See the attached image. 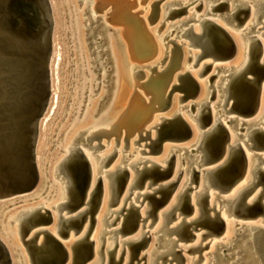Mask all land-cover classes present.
Returning <instances> with one entry per match:
<instances>
[{
  "label": "rangeland",
  "instance_id": "374dc122",
  "mask_svg": "<svg viewBox=\"0 0 264 264\" xmlns=\"http://www.w3.org/2000/svg\"><path fill=\"white\" fill-rule=\"evenodd\" d=\"M48 1L50 3L51 13H52V21H53V25L51 27L52 28L51 53H50V56L48 59L50 93H49V98H48V101L46 104V108H45V110H44V112L40 118V121H39L38 140H37V147H36V157L38 159L37 165H38V169H39V181H41V184H40V182H38L28 192L27 191L22 192V194L26 193V195H21V193H17V194L5 196V198L7 197L6 199L4 197L0 198V240L3 242L5 247H7V250L9 251V253L13 259L12 260L13 264H22L23 263V262H21V261H23V260H21L22 259L21 254L24 257L25 262L27 261L26 264H31L30 261L28 262L29 257H28V253L26 251V247L24 244V241H26L27 238L31 234L29 236H27V234H23L21 239L19 238V236L17 234L18 227L16 226V224H17L16 213L20 210L37 208V207H41V206L44 207V209H46L49 214H44L43 220H41V222H39L38 225H36V227L34 229L39 227L37 230L43 229V230H46L50 234L52 232L54 233V230H55L57 238L61 241H67L70 237V236L68 238L66 237L67 233L69 235V231L64 232L63 235L58 237L59 236L58 232L55 229V227H56L55 226V216H54L55 214H54V208L53 207H54V203L56 202V198H57V194H58V187L54 186V184L57 183L59 181V179L58 178L54 179L53 165L58 160V158L62 155L64 146L71 142L72 138L74 137L75 134H77V132H81V134L75 140V145L76 146L79 145L81 150H83V151L86 150V153L89 154L92 158H94L95 157L94 155H97L100 152H102L103 154H108V153H111L112 150H114V149L117 151L116 154L114 153L108 159L105 167H103V169H102L103 171L113 170L116 165H119L120 167H127L128 161H124L122 159V157L129 152H133L134 149H136L137 151L143 150V153H139V154H137V156L149 160V162L144 164L146 167L150 166L151 162L155 163L161 167H164V166H166L164 159L167 156L168 148L171 146H176V147H179L182 149V147H184V146H182V144H184V143L188 144L187 142H189L188 140L190 138V137H188L189 132H188L187 128L181 124H174L173 125L172 123H170V124L169 123H162V124H160V126L151 127V126H154L155 124L159 123L157 118L153 119L152 122H151V120H149V122L146 124V126L142 127L140 131L130 135L129 133H131V132H129L128 129L126 130V128H125V127H128V126H126L127 125L126 121H123L122 122L123 126L119 130L115 129V127H114L115 130L113 129L114 130L112 132L113 135L110 134L111 135L110 136L108 134L109 136H106V137L97 136L90 141V144L101 145V147H99V149L96 151V153L91 155L92 151L89 148L84 147L82 145L83 144L82 139L86 136L84 130L87 127V125H89V123L93 122L95 120V118H98V116H100L101 112H103V110H105L110 105V103L112 102L111 100L113 99V92L115 91L114 82L117 80L119 84H121L122 81L128 84L126 86L127 87L126 92H127V96H129V97H127L128 99L124 103L125 106L122 109H120V111H119L120 115L124 114V109L127 105L130 104V102L133 103L136 100L135 95L133 96V100L132 99L129 100V98L131 96L130 94L132 93L133 88L130 87V81H129L128 77L126 76V74H124L125 69H124V65H123V58L120 56V48H122V46L124 45L123 44L124 40L120 37V32H119V30L122 29V26L120 24L111 23L110 21H109V23H106L104 25L102 24L101 17L103 16V12H106L107 10L112 12V9L110 8V6L108 8L106 7L107 8L106 10L104 8L101 12H97L96 16H97L98 20L95 21V23H92L89 27H87L86 25L89 22L88 21L83 22V21L86 18H88L90 14L89 13L84 14V9H83L84 7L82 6V4H80L81 0H48ZM152 1H156V0H150L148 3V6H146V3L141 4V7H138V9L139 8L143 9L144 14H146V15H144L145 16L144 22H145L147 28H149V31H151L152 37L154 38V40H156L155 42L157 44L158 49L160 50V55L153 58V59H150L149 61H144V62H139V61H136L134 59L128 58L127 63L130 67L131 66L135 67L134 72H136V71L141 72V74H137V75L133 76L134 82L137 84L138 83H144L146 81L145 76L149 73V70H148L149 68L148 67L146 68L145 66H147L149 64L155 65V70L159 71L160 68H163L168 63L169 56H170V49L173 48V43L178 45V42L179 43L183 42L185 44H187L189 42L188 41L189 39L185 38V37H182V38L176 37L175 38L176 40L174 39V37L176 35V31H178L179 29L174 30L173 33L170 34V36L167 35V37L163 41L160 40L161 36H164L165 34L172 31L173 28L178 26L179 20H181V21L183 20V22H184L189 17H191V19H192V20L188 21L187 23L183 24L180 29L187 28V26H189V25H192L193 27H195L196 24H198V22L195 20L200 15L202 16V18L210 19L212 21L213 20L216 21V18H217L218 21H216V22L220 23L222 26H224L226 29H228V31H230L232 33H234V32L239 33L240 30L243 29L242 26H239L237 28H233L232 25L228 24L223 19L224 16L227 17L228 15L231 14V10H229L230 9L229 6L231 4L230 1L226 2V4H224V5H221L217 8H215V10H213L212 15L208 16V15L204 14L205 7H206V0H202L201 2H199V0H197L194 3H192L191 5H189L187 10H185V9L182 10L181 14H180V12H176L174 14V16L167 19L164 22L163 27L158 30V27L161 25V19H162L161 17H159V19L156 22L154 19V21L151 23V26L150 25L148 26V23H147V16L150 13V4L152 3ZM170 1H179V3L184 4L187 1L192 2L194 0H162L161 1L162 3L160 2V4L163 5L165 3H169ZM218 2L215 1V3H218ZM246 5L249 6L250 4L247 3ZM193 6L194 7L198 6V8L195 11H193V10L191 11V8ZM178 7H179L178 4H176L174 6L175 9H178ZM52 8H54L53 9L54 11H52ZM192 13H194V15L191 16ZM245 13H246L245 11L243 13H241L240 14L241 16L239 15V17H238V19L239 18L240 19L239 20L237 19V21H240L241 18L242 19L245 18ZM105 16L107 18L109 17V15H105ZM213 18H215V19H213ZM96 25H99L100 28L102 26H105L107 28V29L103 30L101 33V36H103L104 39L100 42L99 45H102V46L98 47V50H101V54H102V52L105 51V49L109 50V48L111 47V50L113 53V57H112L110 50L107 51L103 55L102 59L99 61V62H101L104 58L107 57V65L105 67V70L107 71V73H106L105 80H102V77L100 76L101 71H96L93 69V66L95 65V63L90 62V59L95 56L94 54H92V55H90V54L96 46L93 43L97 39V31L99 29H97L92 34V28ZM259 27H262V26L258 25V27H256V28H259ZM168 29H169V31H168ZM263 32H264V29H261L257 34H254V35L257 36L260 43L263 44V46H264V43H263L264 37L260 36V34ZM107 34H112L111 43H108L107 38L105 37ZM258 36H260V38ZM171 40H173L174 42L172 41V43H171ZM186 41H188V42H186ZM164 44H166V45H164ZM185 44H184V46H185ZM263 46H262V49H263ZM56 47L59 48V53L61 55V63H60L58 73H57L58 74L57 75L58 76V88L56 89V91H57V102L55 105L56 108H55L54 112L52 114H50V108L52 106L51 91H53V87H52V68H53V63H54L53 51ZM182 47H181V49H184L187 51L186 47H183V48ZM191 48L192 49H190L191 50L190 53H192V51H193V53L199 52V49L195 50V48H193V47H191ZM218 48H221V47H218ZM190 57H191L190 54L185 53V57L182 60L181 66L174 73V75H177V74H183L184 75V73H186L184 78H186L187 81H184V78L180 79L177 82L173 81L172 83H174L176 85H174V87L171 90H168L166 100L164 101L161 110L155 111L153 113L154 114L153 116H157V117L162 116L164 118H167L168 120L171 119L170 117L172 115H177L180 113L181 117L188 124L189 127L191 125V122H190L189 115L186 113L187 108H183V109H180V108H182L183 106H186L190 103H196V102H198L199 99H201L203 97V95L204 96L206 95V90H204L205 79H207L208 77H211L209 80V83L211 85H214L218 81V76L223 75V73L221 71H219L217 76H216L217 78L215 76H213L215 74V71H214L212 65L206 67V69H204V72L202 75L198 74V72L201 69L202 63H204L205 61L207 63H211V61L208 58H205V59L203 58L202 60L200 59V61H198L197 65L195 67L191 68L190 66L192 64V58H190ZM113 58L117 59V62H116V66L118 68L117 78L115 77L116 71L114 70ZM207 59L209 62L207 61ZM214 64H213V66H214ZM139 66H141V68H138ZM173 69L174 68L171 66L169 70L172 71ZM86 71L92 73L93 78L96 76V80L94 82L88 83V79L92 78V76L88 78ZM261 74H262L261 76L264 78V69H263V72ZM246 76L251 77V76H259V75L251 68L250 70H248V73H246ZM165 77H166L165 73H163V74H158V76L155 75L154 78H151L150 80H148L147 88H146L147 92L149 93L148 97L152 98V95L155 94L154 84H155V82H157V79L161 83L162 80L164 81ZM189 77H191V78H189ZM100 81H101V83H100ZM163 81H162V83H164ZM84 83H87V84H85L83 86ZM94 84H99V85L96 87V86H94ZM94 89H96V91L94 93L89 92V91H92ZM105 90H108L107 95L104 94ZM203 90H204V92H203ZM137 91L144 98L147 97V93H144V91H142V89H139ZM47 95H48V92H46L44 96H47ZM172 95H173V97H172ZM217 95H216L215 91L212 93V97H214V98H212V97L210 98L209 106H213L212 104H214L216 102ZM207 96L208 95H206V98H207ZM102 97H103V99L101 101L100 99ZM178 97L181 98V101L178 100ZM212 99H214V100H212ZM230 100L232 102H234L236 100V97L233 96L232 98H230ZM99 101H101V102L99 103V107H98L97 105H98ZM150 106H151V108H154V107H156V104L153 103ZM96 107H98L97 114L94 115V111H95ZM236 107H237V101H235V104L233 105V108L231 109L232 111L229 113V115L227 113L221 117L222 125L224 127L226 126L225 128H226V130H228L227 132L229 134V137H231V135H232L233 138H234V135L239 132L235 128V126L237 124V120L247 121L250 119H258L257 115H260V116L262 115V113L256 114V115H254L255 114L254 113L253 115H248L249 116L248 117V116L244 115L243 113H241L239 110H237ZM128 108H130V107H128ZM195 108H197L196 105L193 106L191 109L192 114L195 113V111H194ZM253 110H254V106H247L246 112L251 114L253 112ZM85 111H86V117L83 118ZM193 111H194V113H193ZM212 113H213L212 111H211V113L208 112V108L205 109V111L203 113V117H202V119L205 120V121H203V126L205 125L204 128L205 127L207 128L208 125L210 126L212 120H211V118H209V117H211L209 115H212V118H213ZM237 113H239V114H237ZM126 115H128V111L126 112ZM92 116H93V118H92ZM245 116H246V118H245ZM228 117L236 118V120L232 123H227L226 122L227 120H225L224 118H228ZM247 117H248V119H247ZM209 119H210V122H209ZM223 122L225 125L223 124ZM245 126L246 125H244L243 127H245ZM258 126H260L261 128L263 127L262 129L264 130V125H258ZM229 130H230V132H229ZM243 132H244V130L239 132V134L242 135ZM155 134H157V136ZM120 135H121V137H120ZM133 140H137V142L135 144H133L132 143ZM217 140H219L221 144H225V143L231 144L230 138L227 141L225 133L219 128V131L217 132L216 136L214 135L207 142L208 146H209L210 153L215 151V149L217 147V144H216ZM235 140H236V144L240 145L241 147L243 146L246 149V151H245V149L242 147L244 152H245L244 153L245 157L247 159V167L253 161L251 158H250V160H248L249 154L250 155H252L254 153L261 154V155L264 154V133L260 134V136L257 135L255 137V139L249 141L247 144L243 143V140H244L243 137L235 138ZM182 141H184V142H182ZM161 142H163V144H165V145L167 144L165 150H164V148L160 150ZM175 143L176 144L178 143L179 145L178 144L176 145ZM252 143L255 145V147L249 148L248 145H250ZM122 152H124V153H122ZM178 154L179 153L173 154V152L169 154L168 162H167V168L165 171V177L169 174V171H170L172 165H174L176 163V160L178 158L177 157ZM237 155L239 158H241L239 153H237ZM175 156H176V159H175ZM224 157L222 159L216 161V162H218V164H219L224 159ZM190 160H194V158L192 157ZM216 162L213 161V163L211 162L209 165L211 166L212 164H214L212 166H216L217 165ZM81 163H82V161H80V162L78 161L76 163V165H77L76 167L78 170L76 173L77 176L80 175V173H81V170H79V166L81 165ZM195 163L196 162L192 163V167H194V171H196V172H200L201 170H204V169L210 167L209 165L196 167ZM235 163L236 162H234V161L230 162L229 165L223 169L222 174L230 176L232 174V170L230 168L232 166H234ZM241 165H242V163H241ZM141 166L139 165L137 167L140 168ZM206 166H208V167H206ZM259 168L264 169V160L259 165ZM95 170L96 169H94L93 172H95ZM41 174H42V176H40ZM200 174L202 175V173H199V176H197L195 173L193 174V177H196V178H192V180H193L191 183L192 185H189V188L193 187V189L192 190L189 189L186 192L185 201L183 202V204L181 202L182 207L177 205L178 208L175 207V208H173L174 211L171 210V212L169 214V218H167V220H166L167 224L164 226L165 228H163L162 230L164 232L167 229L172 228V226L174 227V224L178 223V221L183 220V223H185V222L188 223V222H190V220H192V219H189L190 217H193V220H194L195 219L194 216H196L197 220H195V222L193 224H190L187 227L181 228L183 225V224H181V226H179L180 228H178L177 231L167 233V234L164 233L165 234L164 238H161L159 242L163 243L165 240H175L176 242L174 244V248H172V251L173 252L174 251H180V252L176 255H173V256H172V254H168V255L163 256L162 258H157L156 263L157 264H211L210 257H215V259L218 260L217 264H246L248 261H250V258H248L250 256H245L242 259H240L239 261H237L235 263H233V262L238 257H241L242 254H244V252L243 253L240 252L237 255L235 253L239 250L240 245L247 239V237L243 239L244 241L242 240V241L236 243L239 245V247H238V245H236L231 250L226 251L227 255L231 254L229 259H228V257H225V259H220L218 257V254L224 248H221V250H217L218 247H216V246L211 247V246L214 243H218V242H221V244L226 243V241L224 242V240H226V239H223V241H221L222 240L221 236L224 237L223 236L224 232H221V223L219 221L215 220L216 226H212V225L205 224L206 222H201L197 216V215H199L198 210H199V208H201L202 209V215H204V214L210 215L211 214L210 216H214L215 213L217 212V215L219 217H221V219L224 221L225 227H226V222H228V221L229 222L230 221L231 222L232 221H241V222L244 221L246 223L251 222L250 224H254L257 221L255 224L258 226H261V227L263 226V228H264V222L262 223V221L264 220V211L263 210L259 211L257 214H254L255 215L254 217H252L250 219H241L240 217L236 218L233 215H229L230 213L228 214V212L226 211L227 203L221 202L223 199L226 198V196H228V193H222V192L219 193L218 192L219 189L217 190L216 187L215 188L212 187L211 189H208L209 192L211 191L210 194L208 193V191H205L206 194L203 196V199L200 201V204L196 203V201L194 202V200L190 197H192L194 192H197L200 189V188L197 189L198 186L200 185L199 182H201ZM96 175H97V178H99V179L102 178L101 173H97ZM182 175L184 176V173L178 171L176 174L174 173V175H172L169 178L170 180H172L173 177H176L174 180V184L172 186H170L168 191H172L176 184L178 186V182H180V180L182 181V179L184 178ZM240 175H241V172L239 173L238 176H240ZM133 176H134V171H129L128 179H130ZM157 176H158V174H157ZM157 176L155 178L152 176H150V178L149 177L142 178L139 182V185L137 186V189H134V192L143 194L145 192V190L142 188V185L144 187L145 184L149 183L150 181L154 182L152 184V186H155L156 183L157 184L158 183L163 184L164 181H166V182L169 181V179H162V180L157 179ZM126 177H127V172H124L122 181H124L126 179ZM35 180L36 179L34 178V182H35ZM104 180L106 182L107 179L105 178ZM157 184H156V187L159 185V184L158 185ZM239 184L236 185L235 187L239 186ZM152 186L150 187V189H148V192L151 189L156 188V187H152ZM219 186H221V185H219ZM138 188H141V189H138ZM260 188L263 190V193H262V196L258 199V203L255 205V207L259 206V204L264 205V175L259 176L258 185L256 186V188L253 191H250L248 194H246L243 197V202L244 201L248 202L249 199H251L254 196V193H256L258 190H260ZM106 190H108V185L105 184L104 193H106V195L104 194V196H103V199L105 200L104 201L105 205H104L103 209H101L102 205L100 206L99 212L96 215L97 222H96V225H95L94 230H93L96 242L90 238V240H92L94 242V247L96 245V248H95L96 254L94 255L93 259L91 261H89L90 263L95 262V263L99 264L100 258L104 257L102 264H106L107 255H106L105 248H102V251H101V255L103 257L100 256V254H97V251H98L99 246H100V243L98 241V233L102 229L105 231V230L116 229L117 227H119V223L123 219L122 215L125 214V211L123 210L121 213H119L118 218L115 220L114 224H112L110 227H104L103 222H101V219L107 215V210H108L107 192H105ZM215 191H217V192H215ZM29 194H31V195H29ZM12 196H14V197L12 198ZM124 196H125V194L123 193L122 196L119 197L120 199L118 197H116V201L112 205L111 209H116L117 207H119L121 202H122V198H124ZM156 197H159V195L158 194L153 195L152 198H145V199H143V197L140 196V197H138L137 201L134 202V205L136 207H138V210L135 211L134 213L135 214H137V212L140 213V218H141L140 219L139 217H137L135 215V221L137 223V229L133 230V228H130L131 226H128V220H125V222L121 228V231L119 233H117L116 235L107 233V234H104V236H103L104 239L106 238V243L104 241V245L106 244V246H107V243L110 242L111 238H113V237H116L119 239V241H122V240L129 239V238H136L137 235L140 233L142 228H143L142 231L147 232L144 236L143 242H141L142 243L141 245H143V246L140 248L138 255H134V253H132V256H131L132 259H131L130 264H148V260H149L148 255H149L150 251L152 250L151 244H153L155 238L159 234L162 233V231H160V232H158L159 234L158 233H156L155 235L149 234V233H152L156 228H158L157 227L158 226V224H157L158 223L157 222L158 213H160L164 210H169L168 208L170 207V204H171L170 201H171L172 197H171L170 201H168V203H166L167 205L165 204L163 206H160L158 209H157V206L159 204V201H161V198H159L160 200L154 202L153 199ZM208 197H210V198H208ZM130 199H131V197H129V199L126 201L125 208H128V204L130 202ZM148 199H149V201H148ZM192 200H193V203H192ZM139 202H142V203H139ZM197 204H199V205H197ZM145 210L148 211L149 216L144 214ZM220 212H221V214H220ZM38 213H43V210H40ZM196 213H197V215H196ZM174 217H176V219ZM234 218H236L237 220H235ZM256 218H257V220H256ZM111 219L112 218L108 219V221H110ZM142 220H143V222H142ZM249 220H251V221H249ZM260 220H261V222H260ZM93 226H94V223H93L92 227ZM92 227H91V229H92ZM231 233L232 234L229 237V239H232L234 236V232L231 231ZM80 234H78V235H80ZM202 234L204 236H199ZM70 235L74 237L73 231L70 232ZM44 236H45L44 233H40L38 235V238L37 237L35 238L34 242L37 243V241L38 242L42 241ZM23 237H25V238H23ZM65 238H67V239H65ZM196 239H197V241H196ZM219 239H221V240H219ZM129 247L126 244H124V245L119 244L115 248V250H114L115 259H117V257L119 256L120 250L124 248L123 253L120 257V260H118V264H120L121 261H122L121 264H125L127 262L128 256L130 254L129 253L130 252ZM136 247H137V245L132 244L133 250ZM18 248H19V251H18ZM160 248L161 247H159V249ZM187 248H189V250H187ZM159 249H157V251H159ZM70 254H71V252H70ZM256 256L257 255L252 254L251 258L254 259V257L256 258ZM172 257L174 259H172ZM169 260H170V262H169ZM71 263L72 262H71V257H70L69 264H71ZM66 264H68V262Z\"/></svg>",
  "mask_w": 264,
  "mask_h": 264
},
{
  "label": "bare ground",
  "instance_id": "6f19581e",
  "mask_svg": "<svg viewBox=\"0 0 264 264\" xmlns=\"http://www.w3.org/2000/svg\"><path fill=\"white\" fill-rule=\"evenodd\" d=\"M9 1L14 2L15 0H0V43L3 46V48L8 47L9 50L15 51V50H17L18 45L21 46V45H24L27 43V41L25 40V35L22 34L23 33L22 29L25 27V24L23 22V19L20 18V16L17 13H15L14 11H12V9L9 7V5H8ZM149 1L150 0H81L80 1V4H82V6L84 7L83 8L84 14L85 13L90 14L89 17L83 21V22H85V21L89 22L86 25L87 27H89L92 23H95V21L98 20V18L96 16L97 12H101L104 8L106 10L109 6L112 9V12H110L109 10H107L106 12H103V16L101 17V21H102L103 25L106 23H109V21H110L111 23L120 24L122 26V29H120L119 32H120V37L124 40V43H123L124 45L122 46V48H120V56L123 58V65H124V69H125L124 74H126V76L128 77V79L130 81V87L133 88V91L130 94L131 96H130L129 100L130 99L133 100V96L134 95L136 96V100L133 103L130 102V104L131 103L132 104L131 105L129 104L130 106L127 105L124 109V114L120 115L119 111H120V109H122L125 106L124 103L128 99L127 97H129V96H127V92H126V90H127L126 86L128 84L123 82V81L121 84H119L117 80L114 82L115 91L113 92V99L111 100L112 104L110 103V105L105 110H103V112H101L100 116H98V118H95V120L93 122L89 123V125H87V127L84 130L86 136L82 139V142H83L82 145L84 147L89 148L92 151L91 155L95 154L96 151L99 149V147H101V145L90 144V141L97 136L106 137V136H109L110 134L113 135L112 132L115 129L119 130L123 126V124H122L123 121H126V124H127L126 126H128V127H125V128H126V130L128 129V131L131 132V133H129L130 135L140 131L142 127L146 126V124L149 122V120H151V122H152L153 119L157 118L159 121V123H157L151 127L160 126V124L164 123L167 120V118H164L162 116H158V117L153 116L154 115L153 113L155 111L161 110L162 105H163V103L166 99V96L168 94V90H171L174 87V85H176L172 82L173 81L177 82L180 79L184 78L183 76L186 73H184V75L183 74L174 75V73L181 66L182 60L185 57V53L190 54V56H191L190 58H192V64H191V66L189 65L191 68L195 67L198 63L197 57H198V54L200 53V50H199V52L193 53V51H192V53H190L191 52L190 49H192L191 48L192 46L190 45L189 40H188L189 42L186 41V42H188L187 44H185L183 42H180V43L178 42V45L173 43V48L170 49V56H169L168 63L163 68H160L159 71L155 70V65L149 64V65L145 66L146 68L147 67L149 68L148 69L149 73L145 76L146 81L144 83H138V84L134 82L133 76L137 75V74H141V72L140 71L134 72L135 67H132V66L130 67L128 65V63H127L128 58L134 59V60L139 61V62H144V61H149L150 59H153V58L160 55V50L158 49L157 44L155 42L156 40H154V38L151 35V31H149V28H147V26L144 22V17H145L144 15H146V14H144L143 9H141V8L138 9V7H141V4L146 3V6H148ZM161 1L162 0L152 1V3L150 4V13L147 16L148 26L149 25L151 26V23L154 21V19L156 22L159 19V17L162 18L161 19V25L158 27V30L163 27L164 22L167 19L174 16V14L176 13V12H174V10H175L174 6L176 4H178L180 6V5H185L186 3L190 2V1H187L184 4H181V3H179V1H170L169 3H165L162 5V4H160ZM201 1L202 0H199V2H201ZM215 1H217V2L219 1L218 3L222 2V1H226V2L230 1L231 4L229 6L230 7L229 10H231V13L234 12L235 7L249 3L250 4L249 5L250 15H249L248 19L246 20V22L243 25H241L243 27V29L246 28V30L244 32H241L243 30V29H241L239 33L238 32L232 33L230 31H228V29H226L220 23L216 22V21H218L217 18H216V21L213 20L216 24H218L219 26L224 28L228 32V34L231 36V38L233 39V41L236 44V48H237L236 53L229 60L215 62V64L213 63L214 66L212 64V67L215 71V74L213 76L216 77L219 71H221L223 73V75L218 76V81L214 85H211L209 83V80L211 77H208L207 79H205L204 90H206V95H208L207 98H206V95L205 96L203 95V97L201 99H199L198 102L190 103V104L180 108V109L187 108L186 113L189 115V118H190L191 135H190V138L188 140L189 142H187L188 144H186V143L182 144V146H184V147H182V149L179 147H176V146L169 147L167 150V156L164 159V162L166 165V162L168 160V156L170 153H172V152H173V154L179 153L177 156L178 158L176 160V163L174 164V171H173L172 175H174V173L176 174L178 171H180V172L184 173V176L182 175L184 178L182 179V181L180 180V182H178V186L176 187V189L172 195V199L170 198L171 201L169 200L171 202L170 207L168 208L169 210H164V211L158 213V218H157V222H158L157 227L158 228H156L152 233H149V234L155 235L156 233L162 231L161 234L158 233L159 235L155 238L154 243L151 244L152 250L150 251V253L148 255V258H149L148 264H157L156 263L157 258H162L163 255L169 254V251H170L169 240H165L163 243L159 242L161 238H164V236H165L164 233H166V231L163 232L162 229L165 228L164 226H165V223L167 220V216H168V214H170L171 210H173V208L177 207V205H179V203L181 202L184 190L187 187H189V185H192L191 184L193 181L192 180V169H194V167H192V163L196 162L195 163L196 167H197V164H199L200 167L210 164V162L207 163L205 160V157H203V154L205 152L204 151V145L208 140V136H209V133L211 132L212 127L216 126V125H222L221 117L227 113L229 115V113L232 111L231 109L233 108V102L230 100V98H232L231 95L233 92V87L238 82L240 77L245 72H247L248 64L251 60V45H250L251 40L249 39L250 36L246 35V34L248 33L249 30H251V28L254 25H256V27H258V25L259 26L261 25L262 27H259V28L254 27L255 30L253 29V32L251 33V35H254L255 31L258 33L261 29H264V27H263V24H264V22H263L264 21V0H206V7H205V12H204L205 15H208V16L212 15L213 11H211V8L218 4V3H215ZM155 4L157 5V7L155 6ZM154 7H156V16H155L156 18H154V15H153L154 9H155ZM195 7L193 6L191 8V11L192 10L195 11L196 10ZM53 9L54 8H52V11H54ZM180 14H181V11H180ZM105 15H109V17L107 18ZM192 15H194V13H192L191 16ZM41 16H42V14H40V12L37 9H35V10H33V13H31L29 18H31L35 23L39 24L41 22V19H42ZM213 19H215V18H213ZM190 20H192L191 17L187 18L184 22H183V20L182 21L179 20L178 26L173 28L172 31L165 34L164 36H161L160 40L163 41L167 37V35L170 36V34L173 33V31L176 29H179V30L176 31V35H175L174 39L176 37L177 38L178 37L179 38H182V37L188 38V37L184 36L183 34L189 27H191V31H193L194 33L200 34L203 31L202 21H204L206 19L202 18V16L200 15L195 20L198 22V24H196L195 27H193L192 25H189V26H187V28L180 29L183 24L187 23ZM52 25H53V22H52ZM97 29H99L97 31V39L93 43L96 46L90 54V55L94 54L95 56L90 59V62L95 63V65L93 66V69L96 71H101L100 76L102 77V80H105L106 73H107V71L105 70V67L107 65V57L104 58L101 62H99V61L102 59L103 55L107 51L110 50L112 57H113V53H112L111 47L109 48V50L105 49V51H103L102 54H101V50H98V47L102 46V45H99L100 42L104 39V37L101 36V33L103 30H105L107 28L105 26H102L100 28L99 25H96L92 28V34ZM168 31H169V29H168ZM36 34L39 36L40 40H43L42 34H40L38 32ZM261 34H260V36H261ZM242 35H244V37H242ZM263 35H264V32H263ZM260 36H258V37L260 38ZM105 37L107 38L108 43H111L112 34H107ZM261 37H264V36H261ZM173 40H171V43ZM28 41H29V43H31V40H28ZM184 44H185V46H184ZM164 45H166V44H164ZM261 45L263 46V44H261ZM182 46L186 47L187 51L184 49H181ZM263 49H264V46H263ZM195 50H197V47H195ZM17 53H19V51L9 55V56H11V58H14V67H5V69H0V110L4 111V112H5V109L8 105V103H10L14 99V97L11 98L9 96L10 92L8 91V87H9L8 85L10 84V79L12 78V76L15 73L19 74V71L21 69V65L18 62L19 57H18ZM263 53H264V50H263ZM263 56H264V54H263ZM53 57H54V63H53V68H52L53 91H51L52 106L50 108V114H52L54 112V110L56 108L55 105L57 102V91H56V89L58 88V76H57L58 74L57 73H58L60 63H61V55L59 53L58 47H56L54 49ZM208 59H207V61H208ZM113 61H114V70L116 71L115 77L117 78V72H118V68L116 66L117 59L113 58ZM207 64L208 63L206 61L204 63H202L201 69L198 72V74H200V75L203 74L204 69H206ZM171 66L174 68L172 71L169 70ZM138 68H141V66H139ZM86 73H87L88 78L92 76V73H90L88 71H86ZM163 73H165V76L167 77V78L165 77L164 81L162 80L164 83H162V81H161V83L163 85L157 79V82H155V84H154L155 94L152 95V98L148 97L149 93L146 90L148 80H150L151 78H154L155 75L158 76V74H163ZM95 80H96V76L94 78L92 76V78L88 79V83L94 82ZM100 83H101V81H100ZM21 84H22V81L19 80V83H18L19 87L18 88L23 90V88H25V86L23 84L22 85ZM85 84H87V83H84L83 86ZM98 85L99 84H94V86H96V87ZM139 89H142V91H144V93H147V97L144 98L140 93H138L137 90H139ZM204 90H203V92H204ZM95 91H96V89L89 91V92L94 93ZM214 91H215L216 95L218 94L217 99H216V102L214 104H212L213 106H209V101H210V98L212 97V93ZM17 93L19 94V92H17ZM104 94L107 95L108 90H105ZM27 95L29 97L32 96L31 93H28ZM103 97L100 99L101 101H102ZM172 97H173V95H172ZM212 98H214V97H212ZM178 100L181 101V98L178 97ZM212 100H214V99H212ZM101 101L98 102V105H97L98 107H99V103ZM153 103L156 104V107L151 108L150 105ZM195 105L197 106V108H195V110H194L195 113L193 111L194 114H192L191 109ZM98 107H96V109L94 111V115L97 114ZM128 107H130V108H128ZM206 108H208L209 113H211V111L213 112L212 113L213 118L211 115L212 121H211L210 126L208 125L207 128L206 127L204 128L205 125L203 126L202 124H203V121H205V120H203L202 117H203V113H204ZM127 111H128V115H126ZM261 113H262L261 116L257 115L258 119L247 120L249 117L248 116L246 119L247 121L237 120V124H236L235 128L239 132H241L242 130H244V132L242 135L239 134V132L236 133L234 135V138L231 135V137H230L231 145H236L235 138H240V137L244 138L243 143H244V141H247V143H248L249 141L252 140L254 133L256 131H258L259 129L263 128V127L261 128L258 125H264V82L262 84V89H261L260 104H259V107H258V109L254 115L261 114ZM5 114L8 115L7 112H5ZM237 114H239V113H237ZM85 117H86V111L84 113L83 118H85ZM175 117L182 118L180 113L177 115H172L170 118H175ZM92 118H93V116H92ZM245 118H246V116H245ZM224 119L227 120L226 121L227 123H232L236 120V118H230V117L224 118ZM223 124H224V122H223ZM244 125H246V126L243 127ZM114 127H115V129H114ZM229 132H230V130H229ZM80 134H81V132H77V134H75L74 137L72 138L71 142L64 146L62 155L58 158V160L53 165L54 179H57V178L59 179V181L54 184V186L58 187V194H57L56 202L54 203V207H53L54 208V214H55L54 215L55 216V226H56L55 229L58 232V235H59L58 237H60L61 230L69 228L68 223H67V219H69L71 216L75 215L74 212L71 213V212L67 211L66 205H68L70 203L71 194H72V191L74 189L73 178H72V174H71V165L73 163L75 156L79 153V151H83V150H81L79 145H78L79 147L75 145V140L79 137ZM238 134L240 135L239 137H237ZM155 135L157 136V134H155ZM258 136H260V135H258ZM120 137H121V135H120ZM37 140H38V134H37ZM136 142H137V140L132 141L133 144H135ZM182 142H184V141H182ZM166 145L163 144L162 149L164 148V150H165ZM250 145H253V143ZM36 147H37V141H36V146H35V163H36V169L38 171L37 173L39 174V169H38V165H37L38 159L36 157ZM243 148L245 149V147H243ZM245 151H246V149H245ZM82 153L85 155V157L89 161V164L91 167V184L89 186L87 196H89L90 192L92 191V188L94 186V179L96 178L97 173L102 174L101 183H102V188H103V196H104V194L106 195V193H104L105 184L108 185V190L105 191V192H107V205H108L107 215L101 219V222H103L104 227H110L112 224H114L115 220L118 218L119 213H121L123 210L125 211V214L122 215L123 219L120 221L119 227H117L116 229H112V230H105L104 231L102 229L101 231H99L98 241L100 243V246H99V249L97 251V254H100V256H102L101 255L102 248H105L106 255H107L106 264H112V263H115V261L120 260V257L122 255L123 249H124L123 248L120 250L119 256L117 257V259H115V257H114L115 248L119 244H123V245L126 244L128 247L131 245L129 247V249H130L129 253L130 254L128 256L127 262L125 263V264H130L131 259H132L131 256L133 253L132 244L136 245V243H138L140 241L141 237L147 232L142 231V229H143L142 228L140 233L137 235L136 238H129V239H125L122 241H119L118 238L113 237V238H111V241L107 243V246H106V244L104 245V241L106 243V238L104 239L103 236H104V234H107V233H110L113 235H116L117 233H119L121 231V228H122L125 220H128L126 218V216L130 212L129 210H131V208H133L135 206L134 202L137 201L138 197L142 196L143 199H145V197L147 195L152 193V189L148 192V189H150V187H148V183L145 184L144 187L142 185V188L145 190V192L143 194L135 193L134 189H137L135 184H136V180L139 178V175L141 174L140 171L152 169V167L154 165H157V164L151 162L150 166L146 167L144 164L149 162V160L137 156V154L143 153V150L137 151L136 149H134L133 152H129L122 157V159L124 161H128L127 167H120L119 165H116L113 170L103 171L102 169H103V167H105L108 159L114 153L115 154L117 153V151L115 149L112 150V152L108 153V154H103L102 152H100L97 155H94L95 156L94 158H92L89 154H87L86 150L83 151ZM122 153H124V152H122ZM249 155H248V158H249L248 160H250V158L252 157V155H250V156ZM192 157L194 158V160H190ZM175 159H176V156H175ZM252 160H251L252 161L251 164L248 163L249 166L247 167V171L245 172V175L240 180L241 183L238 182L236 184V185H238L240 183L239 186L235 187L236 186L235 185L228 192H222V193H228V196H226V198H225V200H226L225 202L227 203V207H226L227 210L226 211L228 212V214L229 213H231V215L233 214V212H234L233 209H235L236 203L239 201L242 191L244 189L248 188L249 186H251L252 183L256 180V171L259 168V165L262 163V161L260 163V160H258L255 157ZM216 163L218 165V162H216ZM139 165L140 166L142 165V166L140 168H138L137 166H139ZM212 165H214V164H212ZM212 165L211 166L209 165L210 167L206 168L205 172H200V173H202V175L200 174L201 182H199L200 185L197 188V189H199V188L200 189L197 192L201 193V191L202 192L208 191V189H211L212 187L215 188L212 185V175L215 172V168L217 165L216 166H212ZM206 167H208V166H206ZM94 169H96L95 172H93ZM122 171L127 172V174L129 173V171H134V176L127 180L125 189L123 191L125 196H124V198H122V202H121L120 206L117 207L116 209H111L112 205L116 201V198L114 195V184L116 183V179L121 174ZM40 176H42V174ZM105 178L108 181L106 180V182H105V180H104ZM174 178H176V177H173V179ZM193 178H196V177H193ZM38 182H40V184H41V181H39V179L36 182V184ZM165 182L166 181H164V183ZM156 184H155V186H152V187H156ZM138 189H141V188H138ZM204 189H206V190H204ZM260 190H262V189L260 188ZM260 190H258L256 193L253 192L254 196L253 197L251 196L252 198L249 199L248 202L253 201ZM197 192H194L193 195L191 194L192 197H190L194 200V202L196 201V203H197L198 196H199V194L196 195ZM210 192L208 191L209 194H210ZM215 192H217V191H215ZM122 194H121V196H122ZM21 195H26V193L25 194L21 193ZM29 195H31V194H29ZM103 196H102V201L100 204V206L102 205L101 209H103V207L105 205V202H104L105 200L103 199ZM13 197L14 196H12V198ZM129 197H131V199H130V202L128 204V208H125V203L129 199ZM208 198H210V197H208ZM193 200H192V203H193ZM148 201H149V199H148ZM221 202H223V201H221ZM139 203H142V202H139ZM199 204H200V202H199ZM199 204H197V205H199ZM42 209H44V207L41 206V207H37V208L20 210L16 213V217H17L16 226L18 227L17 234H18L19 238H20V232L22 231V229L26 228L29 224H31V222L33 220L37 219L38 214H39L38 212ZM99 209H100V207H99ZM99 209L96 212V215L98 214ZM146 211L147 210L144 211V214ZM198 214H199V212H198ZM220 214H221V212H220ZM96 215H95L94 226L92 227V230H91L90 235H89V238H91L94 241H95V236H94L93 230H94V227H95L96 222H97ZM196 215H197V213H196ZM110 218H112V219L110 221H108V219H110ZM174 218L176 219V217H174ZM194 218H195L194 220L197 219L196 216H194ZM236 218H234V219L237 220ZM189 219L193 220V217H190ZM256 220H257V218H256ZM249 221H251V220H249ZM142 222H143V220H142ZM260 222H261V220H260ZM180 223H181V221H178V223L174 224V227H176ZM250 223L251 222L246 223L244 221L243 222H241V221H232V222L228 221V222H226V227H225L224 233H223L224 237L221 236L222 240L219 239L221 241H223V239H226V240H224V242L226 241V243L221 244V242H218V243H214L211 246V247H213V246L218 247L217 250H221V248H224L218 254V257L220 259H221L220 255H222V254L226 255V251H224V250H226L228 247L234 246V244L242 241L244 238L247 237V239L245 241L243 240L244 241L243 243L241 242L242 244L240 245V247L238 244H236L239 247V250L236 253H238V252L243 253L244 252L246 254V256H250V257H248V258H250V264H257V263L261 264V263H259L260 261L257 262L255 257H254V259L251 258L252 250H253L252 248H254V242H253V237H252L254 230H250V233H251L250 236H247V233H245L244 238L242 236L237 237V235L242 234L243 230L246 229V227L242 226V224L251 225V227L252 226H258L255 223L254 224H250ZM87 227H88V221H86L83 228L78 230V231H76L74 229H68L69 235L67 236V238L70 236L69 239L67 241H61L60 240L62 242V244L64 245V247L67 251V254H68L67 261L64 264H66L67 262L69 264L70 257H71V262H72L71 264H73V257H74L75 249L80 245V243L86 237V234L88 232ZM258 227H261V226H258ZM34 228L27 234V236H29L31 234L28 238L32 237L33 233L39 227L36 229H34ZM172 228H173V226H172ZM71 231H73L74 237L70 235ZM231 231L234 232V236L232 239H229V237L232 234ZM51 234L53 237L58 239L55 230H54V233L52 232ZM78 234H80V235H78ZM38 235H37V238H38ZM23 238H25V237H23ZM67 238H65V239H67ZM45 241H46V237H43L42 241H40V242L37 241V244H44ZM196 241H197V239H196ZM159 247H161V248L159 249ZM95 248H96V245L94 247V244H93V249H94L93 250L94 251L93 257L96 254ZM157 249H159V251H157ZM18 251H19V248H18ZM70 252H71V254H70ZM21 257H22L21 260H23L21 262L26 264L27 261L25 262L22 254H21ZM93 257H92V259H93ZM225 257H223L222 259H225ZM103 260H104V257L100 258L99 264H102ZM236 260L239 261L240 257H238ZM210 261H211V264L218 262V260L215 259V257H210ZM28 262H29V260H28ZM121 263H122V261H121ZM87 264H97V263L88 262Z\"/></svg>",
  "mask_w": 264,
  "mask_h": 264
},
{
  "label": "water",
  "instance_id": "95a60500",
  "mask_svg": "<svg viewBox=\"0 0 264 264\" xmlns=\"http://www.w3.org/2000/svg\"><path fill=\"white\" fill-rule=\"evenodd\" d=\"M195 1L186 3L185 5H180L178 9L174 10V12H180L184 9L186 10L188 6ZM224 4H226V1L218 3L216 6L211 8V11ZM8 5L12 9V11L17 13L20 18L23 19L25 27L22 29V34L25 35V40L27 41V43L21 46L18 45V48L15 51L9 50L8 47L3 48L0 43V69H5V67H14V58H11V56L9 55L17 51H19V53H17L19 57L18 62L21 65L19 74L15 73L10 79V84L8 85V91L10 92L9 96L11 98L14 97V99L10 102L11 104L8 103L5 109V112H7L8 115L5 114L4 111L0 110V198L29 191L34 187L39 179V174L37 173L38 171L36 169L35 163V146L37 141L39 121L46 108L50 93L48 59L51 53V27L53 22L50 3L48 0H15L14 2L9 1ZM155 6L157 7L156 4ZM198 6H196L195 9H197ZM156 7H154V18H156ZM35 9H37L40 14H42V19L39 24L35 23L31 18H29L31 13H33V10ZM234 9L235 10L233 13H231L227 17H224L223 19L228 24L232 25L233 28H237L243 25L248 19L250 15V7L246 4H243L241 6L239 5L235 7ZM244 11L246 12L245 18H241L240 21H237L239 15ZM202 26L203 31L200 34H196L191 31V27H189L183 34L184 36L188 37L190 45L193 48L197 47V49L200 50L197 61L203 58H209L211 60V63H208L206 65V67H208L215 62L231 59L235 55L237 48L235 42L228 34V32L224 28L216 24L214 21L209 19L202 21ZM254 27H256V25H254L246 34L250 36L249 39L251 40V60L248 64L247 72L245 73H248V70L252 68L259 76L247 77L244 73L240 77L238 82L234 85L231 95L232 97H236V109L246 116L253 115L257 111L260 104L262 84L264 82V78L261 76V73L264 69V53L262 45L257 36L251 35ZM245 30L246 28H244L241 32H244ZM37 32L42 34L43 40H40L39 36L36 34ZM254 34H257V32L255 31ZM261 36H264L263 33L261 34ZM242 37H244V35H242ZM28 40H31V43H29ZM19 80L22 81V84L25 86L23 90L18 88ZM184 81H187V79L184 78ZM17 92H19V94ZM46 92H48V95L44 96ZM28 93H31L32 98L27 95ZM234 104L235 101L233 102V105ZM247 106H254V110L251 114L246 112ZM164 123H172L173 125L181 124L187 128L189 132L188 137H190L191 135L190 127L180 117L171 118L169 120L167 119ZM219 128L225 133L227 141L229 140V134L223 125L213 126L211 132L209 133L208 140L214 135L216 136ZM263 133L264 130L259 129L254 133L252 140L255 139L257 135ZM239 136L240 135L238 134L237 137ZM207 142L204 145L205 152L203 154V157H205L207 163H211L213 161L216 162L225 156L224 159L215 168V172L212 175V185L219 189V193L228 192L240 181V179H242L247 170V159L245 157L244 151L238 144H221L220 141L217 140V147L215 151L210 153ZM244 144H247V141H244ZM162 146L163 142H161L160 144V150L162 149ZM248 147L254 148L255 145H248ZM237 153L240 154L241 158L238 157ZM254 157L260 160V163L264 160V154L261 155L254 153L252 154L251 159H253ZM78 161H82V163L79 166V170H81V173L77 176L76 173L78 170L76 167V163ZM232 161L236 162L235 165L230 168L232 170V174L230 176L222 174L223 169ZM167 162L165 167L154 165L152 169L140 171L141 174L136 180V187L139 185L140 180L144 177L152 176L155 178L158 174L159 177L157 176V179H169L173 174L174 165H172L166 178L165 171L167 168ZM197 167H200V165L197 164ZM124 172L125 171L121 172V174L116 179V183L114 184L115 198H119L125 189L128 174L126 179L122 181ZM200 172H205V169L201 170ZM200 172H196L194 171V169H192V178L194 173L199 176ZM240 172L241 175L238 176ZM71 174L73 178L74 189L71 194V201L68 205H66V209H68V212H74L75 215L67 219L69 227L68 229H74L78 231L82 229L85 222L88 221V232L80 245L75 249L73 264H87L92 259L94 253V242L90 240L89 235L92 230L91 227L93 223H95L96 212L98 211L102 201V179H99L96 176V178L94 179V186L92 188V191L90 192L89 196H87L89 186L91 184V167L89 161L82 153V151H79V153L73 160V163L71 165ZM260 175H264V169L258 168L256 171V180L252 183L251 186L242 191L241 197L236 203L235 209H233L234 212L232 215L234 217H240L241 219H250L254 217V214H257L259 211H264L263 204H259V206L255 207V205L258 203V199L262 196L263 190H260L258 192L253 201L243 202V197L250 191H253L258 185ZM34 178L36 179L35 182ZM174 180L175 178L169 180L166 183L159 184L156 188L152 189V193L147 195L145 198H152L153 195L158 194L159 197L153 199V201L156 202L160 200L159 198H161L157 209L160 206L165 205L166 203H168L177 187L176 184L172 191H168L170 186L174 184ZM153 183L154 182L150 181L148 183V187H151ZM189 189L192 190L193 188L187 187L184 190L181 200L182 204L185 201L186 192ZM198 194L199 196L197 203H199L203 199V196L206 194V192H197L196 195ZM222 201L225 202L226 200L223 199ZM181 202L179 203V206H181ZM42 210L43 213H39L37 219L33 220L31 224L22 229V231L20 232V239L22 238L23 234H28L36 225H38L39 222H41V220H43L44 214H49L46 209ZM137 210L138 207L134 206L126 216V218L128 219V226H131L130 228H133V230L137 229L135 215L140 218V213H134ZM198 212V219L201 222H206L205 224L207 225L216 226L215 220H217L221 223V232H224V221L217 215V212L214 216H210L207 214L202 215L201 208H199ZM145 214L149 216L148 211H146ZM229 215H231V213ZM167 218H169V214ZM194 222L195 220H191L188 223H183L182 220L181 223L176 227L167 229L166 234L177 231V229L180 228L179 226H181V224H183L181 227L183 228L189 226L190 224H193ZM263 222L264 220L262 221V223ZM242 226H245L246 229L243 230L242 234L237 235V237L242 236L244 238L245 233H247V236H250V230H254L252 234L254 242L252 254L257 255L255 258L257 262L260 261L259 263L264 264V228L258 226L251 227V225L246 224H242ZM68 229L61 230L60 236L63 235L64 232L69 231ZM39 233H44V237H46V241L44 244H37L36 242H34ZM145 234L141 237L140 241L136 243L137 247L133 250L134 255H138L140 248L143 246L141 245V242H143ZM67 236L68 233L66 234V237ZM200 236L204 235L202 234ZM169 242V254H172V256L178 254L180 251H172V248H174V244L176 241L169 240ZM24 244L31 264H64L67 261L68 254L62 242L53 237L46 230H36L33 233L32 237L24 241ZM235 245L236 244H234V246ZM234 246L228 247L224 251L231 250ZM187 250H189V248H187ZM235 254H239V252ZM220 256L221 259L225 256L229 258L231 254H222ZM245 256L246 254L244 253L240 257V259ZM172 259L174 258L172 257ZM237 261L238 260H235L233 263ZM249 263L250 261L246 264ZM0 264H12V257L1 240ZM112 264H118V261H115V263ZM214 264H217V262Z\"/></svg>",
  "mask_w": 264,
  "mask_h": 264
},
{
  "label": "flooded vegetation",
  "instance_id": "af4514ba",
  "mask_svg": "<svg viewBox=\"0 0 264 264\" xmlns=\"http://www.w3.org/2000/svg\"><path fill=\"white\" fill-rule=\"evenodd\" d=\"M250 264V263H249Z\"/></svg>",
  "mask_w": 264,
  "mask_h": 264
}]
</instances>
